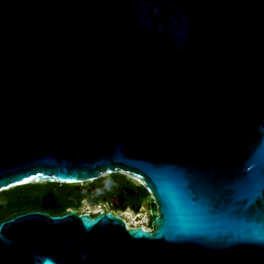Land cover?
Instances as JSON below:
<instances>
[{
    "label": "water",
    "instance_id": "water-1",
    "mask_svg": "<svg viewBox=\"0 0 264 264\" xmlns=\"http://www.w3.org/2000/svg\"><path fill=\"white\" fill-rule=\"evenodd\" d=\"M111 212L0 221V264H264V0H0V193L111 174Z\"/></svg>",
    "mask_w": 264,
    "mask_h": 264
},
{
    "label": "flooded vegetation",
    "instance_id": "flooded-vegetation-1",
    "mask_svg": "<svg viewBox=\"0 0 264 264\" xmlns=\"http://www.w3.org/2000/svg\"><path fill=\"white\" fill-rule=\"evenodd\" d=\"M98 180V182L72 185L77 192L84 194L80 205L86 202L90 206L96 207V211L87 212L88 214L93 216L102 211L111 212L121 217L129 227L152 229L150 194L138 179L121 174L120 176L108 175ZM144 191L146 195H143ZM46 195L52 196L49 201L52 206L47 209L54 208L56 202L53 194L47 192L42 197ZM47 209L45 210L47 211Z\"/></svg>",
    "mask_w": 264,
    "mask_h": 264
},
{
    "label": "trees",
    "instance_id": "trees-1",
    "mask_svg": "<svg viewBox=\"0 0 264 264\" xmlns=\"http://www.w3.org/2000/svg\"><path fill=\"white\" fill-rule=\"evenodd\" d=\"M112 176H120L115 173ZM95 180L94 182H98ZM51 192L56 205L47 212L58 215L66 211L78 210L83 193L77 192L72 185L59 183H34L15 187L0 193V220L32 210H40L41 197ZM143 195H146L144 191Z\"/></svg>",
    "mask_w": 264,
    "mask_h": 264
},
{
    "label": "rangeland",
    "instance_id": "rangeland-1",
    "mask_svg": "<svg viewBox=\"0 0 264 264\" xmlns=\"http://www.w3.org/2000/svg\"><path fill=\"white\" fill-rule=\"evenodd\" d=\"M79 212H84V213H87V212H92V211H96V207H93V206H90L89 204H87L86 202H83L79 209L77 210Z\"/></svg>",
    "mask_w": 264,
    "mask_h": 264
}]
</instances>
